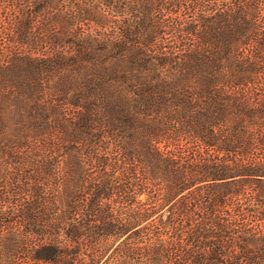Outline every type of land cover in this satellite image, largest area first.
Instances as JSON below:
<instances>
[{
  "label": "trees",
  "instance_id": "16d2710c",
  "mask_svg": "<svg viewBox=\"0 0 264 264\" xmlns=\"http://www.w3.org/2000/svg\"><path fill=\"white\" fill-rule=\"evenodd\" d=\"M0 264H264V0H0Z\"/></svg>",
  "mask_w": 264,
  "mask_h": 264
}]
</instances>
